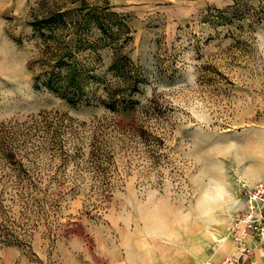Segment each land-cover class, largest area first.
Segmentation results:
<instances>
[{"label":"rangeland","instance_id":"1","mask_svg":"<svg viewBox=\"0 0 264 264\" xmlns=\"http://www.w3.org/2000/svg\"><path fill=\"white\" fill-rule=\"evenodd\" d=\"M60 36L69 97L36 85ZM261 174L264 0H0V264L219 246Z\"/></svg>","mask_w":264,"mask_h":264},{"label":"built area","instance_id":"2","mask_svg":"<svg viewBox=\"0 0 264 264\" xmlns=\"http://www.w3.org/2000/svg\"><path fill=\"white\" fill-rule=\"evenodd\" d=\"M237 192L241 210L229 227L236 248V255L229 259V264H239L257 249L264 251V180L239 177Z\"/></svg>","mask_w":264,"mask_h":264},{"label":"trees","instance_id":"3","mask_svg":"<svg viewBox=\"0 0 264 264\" xmlns=\"http://www.w3.org/2000/svg\"><path fill=\"white\" fill-rule=\"evenodd\" d=\"M39 25H42L47 30L59 28V31H68V23L60 15L56 16V18H46ZM75 25L77 24L73 23L72 26ZM48 26H51V29ZM66 36H60L57 39L53 38L51 45H49L50 43L46 44L43 57L44 63L41 73L36 78V85L39 84L53 92L69 97L83 90L86 69L84 65L73 59L72 55L68 56L69 60L66 59V54H68L67 48L64 46Z\"/></svg>","mask_w":264,"mask_h":264},{"label":"crops","instance_id":"4","mask_svg":"<svg viewBox=\"0 0 264 264\" xmlns=\"http://www.w3.org/2000/svg\"><path fill=\"white\" fill-rule=\"evenodd\" d=\"M253 181L264 180V174L258 175ZM161 251L142 256L140 264H229V259L236 255V248L232 237L227 232L219 246L209 249L200 245L193 247L192 253H183V250H171L161 247ZM239 264H264V251L255 250L248 258L240 260Z\"/></svg>","mask_w":264,"mask_h":264},{"label":"snow or ice","instance_id":"5","mask_svg":"<svg viewBox=\"0 0 264 264\" xmlns=\"http://www.w3.org/2000/svg\"><path fill=\"white\" fill-rule=\"evenodd\" d=\"M189 134H193V133H189ZM234 139H240V138H238V137H234ZM218 141H213V143H217ZM241 142H243L242 140H241ZM207 205H208V200L207 199H205V200H203V201H201V208H204V207H207Z\"/></svg>","mask_w":264,"mask_h":264}]
</instances>
